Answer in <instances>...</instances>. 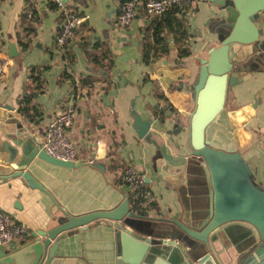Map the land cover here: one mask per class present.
<instances>
[{
  "label": "crops",
  "instance_id": "1",
  "mask_svg": "<svg viewBox=\"0 0 264 264\" xmlns=\"http://www.w3.org/2000/svg\"><path fill=\"white\" fill-rule=\"evenodd\" d=\"M119 1L70 0L83 19L57 50L53 39L60 15L53 3L0 0V57L5 61L0 75V143L14 147L12 161L25 165L46 189L29 187L19 177L0 179V208L24 223L29 233L44 227L56 204L71 214L117 205L126 193L120 174L127 162L149 179L153 201L146 216L181 217L190 209L182 186L162 181L152 168L163 162L161 155L156 156V146L171 156L188 153L187 120L193 107L189 86L198 58L217 45L214 33L202 34L208 30L204 22L209 5L200 0L188 9H170L159 16L137 11L127 25L118 27L114 16ZM156 21L162 24L161 40L153 45L151 28ZM256 25L264 27V18ZM7 41L17 52L12 57L7 55ZM147 44L153 50L143 62ZM180 48L186 54L180 55ZM247 64L254 68L228 88L223 107L206 126L205 138L215 147L239 151L251 166L254 181L264 187V64L250 56ZM88 77L89 83L77 91L76 81ZM68 100L73 115L65 134L77 159L65 168L34 153L44 127ZM132 110L149 121L148 139L138 138L131 128ZM17 137L20 142L12 143ZM5 148L0 147L3 161ZM150 225L164 226L159 221ZM29 238L30 234L11 242L8 248ZM230 245L221 232L213 242L220 257L232 253ZM55 253L61 264H117L112 220L98 218L78 226L60 238Z\"/></svg>",
  "mask_w": 264,
  "mask_h": 264
},
{
  "label": "water",
  "instance_id": "2",
  "mask_svg": "<svg viewBox=\"0 0 264 264\" xmlns=\"http://www.w3.org/2000/svg\"><path fill=\"white\" fill-rule=\"evenodd\" d=\"M205 1L208 30L202 34L214 33L217 45L198 58L197 74L189 86L193 107L187 120L188 153L162 154L155 144L156 156L161 155L163 162L152 168L162 181L182 186L190 209L181 217L144 216L128 208L124 195L111 208L80 214L56 204L44 227L30 231L29 239L11 249L0 243V264H61L55 253L60 238L98 218L112 220L117 264H264V187L254 181L252 168L239 151L215 147L205 138L206 126L223 107L228 88L254 68L247 58L264 64V27L256 25L264 18V0ZM6 50L9 57L17 54L11 41ZM130 116L135 135L148 139L149 121L134 110ZM11 142L19 143L20 138ZM0 144L7 151L6 160L0 159L4 165L0 179L19 177L27 186L46 192L25 165L12 161L16 149ZM34 155L48 164L74 165L48 156L39 145ZM145 180L149 181L147 176ZM154 221L164 226L151 228ZM219 232L229 238L232 248L223 257L213 246Z\"/></svg>",
  "mask_w": 264,
  "mask_h": 264
},
{
  "label": "built area",
  "instance_id": "3",
  "mask_svg": "<svg viewBox=\"0 0 264 264\" xmlns=\"http://www.w3.org/2000/svg\"><path fill=\"white\" fill-rule=\"evenodd\" d=\"M59 11L60 24L54 36V47L60 50L66 41L74 35L83 17L76 11L70 0H49ZM200 0H120L116 6L114 24L118 27L127 25L137 11L146 16H159L170 9H188ZM30 10L26 15L30 16ZM5 61L0 57V75ZM79 91V85L75 84ZM75 91V90H74ZM73 115L71 101H67L62 108L46 124L42 133L39 148L50 157L76 161V151L66 137L65 130L70 125ZM90 163L91 160H88ZM120 181L126 187L124 197L128 208L140 215L149 214V204L153 201L149 183L142 171H138L130 163H125L120 174ZM148 212V213H147ZM29 234L27 226L16 221L6 210L0 208V243L7 246L11 242L22 241Z\"/></svg>",
  "mask_w": 264,
  "mask_h": 264
},
{
  "label": "trees",
  "instance_id": "4",
  "mask_svg": "<svg viewBox=\"0 0 264 264\" xmlns=\"http://www.w3.org/2000/svg\"><path fill=\"white\" fill-rule=\"evenodd\" d=\"M25 16V13L23 12L22 13V17ZM178 23V25L180 24L179 21H176ZM168 24V23H167ZM162 29V24L161 22H154V24L152 25V28H151V35H152V38H153V45L157 44L160 40H161V37H160V31ZM178 32H179V35H182L183 34V31L182 29H180V26L178 27ZM21 45H23V42H19ZM153 45H144L143 46V50H142V60L143 62H147V57H148V53L150 50H153ZM179 54L180 55H183V54H186V50L184 48H180L179 49ZM32 78L34 79V77L32 76ZM90 81V78H83L82 80L78 81V85H81L83 83H89ZM74 88V87H73ZM21 100H27V97H23Z\"/></svg>",
  "mask_w": 264,
  "mask_h": 264
}]
</instances>
